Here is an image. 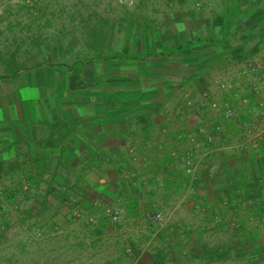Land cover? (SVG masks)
Returning a JSON list of instances; mask_svg holds the SVG:
<instances>
[{
  "label": "crops",
  "instance_id": "0c3cea01",
  "mask_svg": "<svg viewBox=\"0 0 264 264\" xmlns=\"http://www.w3.org/2000/svg\"><path fill=\"white\" fill-rule=\"evenodd\" d=\"M201 1L204 7L197 10L195 0H175L174 6L168 0H153L142 18L162 21L172 12L179 18L182 40L166 52L164 31L160 33L163 41L154 46L129 48L132 53L152 55L134 62L152 63L162 57L168 61L177 54L179 68L220 69L222 73L264 49V0ZM222 16L224 25H219ZM178 46L183 49L170 56ZM112 53L120 54L119 48ZM16 56L20 54L0 61V65L5 63L2 70L6 68L0 75V179L15 175L21 182L32 183L33 213L42 217L44 229L64 233L68 249H86L95 239L84 240L89 233L77 222V215L93 217L121 200L134 215H168L166 226L161 227V245L171 253L163 254L159 263L167 259L165 264H264V226L251 227L248 215L252 210L244 208L264 171V147L242 157L219 152L215 163L220 175L195 184L180 160L189 149L186 134L196 123L179 114V105L176 111L122 112L118 95L79 93L89 85L82 73L91 64L114 65L126 59L72 65L55 61L56 66L40 68L35 67L38 58L32 57L28 61L31 70L24 72L20 71L24 62ZM12 60L16 66H9ZM77 64L83 67L74 74ZM131 79L135 81V77L124 81L119 73L100 78L102 84L106 80L118 86ZM72 81L80 88L71 90ZM193 88L189 92L196 98ZM213 122L206 120L209 125ZM204 145L202 151H208ZM27 195L21 193L22 198ZM226 200L229 206H224ZM234 219H240L243 228L231 233L228 226ZM79 231L85 233L81 239L76 237ZM52 235H47L42 246L50 249L57 244ZM175 247L185 257H175ZM54 257L47 259L40 253L34 261L50 264Z\"/></svg>",
  "mask_w": 264,
  "mask_h": 264
},
{
  "label": "rangeland",
  "instance_id": "374dc122",
  "mask_svg": "<svg viewBox=\"0 0 264 264\" xmlns=\"http://www.w3.org/2000/svg\"><path fill=\"white\" fill-rule=\"evenodd\" d=\"M133 1L134 5L121 4L119 0H0V61L2 57L19 53L20 57H16L24 62L20 71L27 72L32 68L28 63L32 57L38 58L35 67L47 68L56 66L55 61L64 65L76 61L106 62L116 48L120 54L137 56L139 54L129 52L130 47L154 46L163 41L160 33L164 31L168 35L166 52L181 42L182 29L177 27L180 21L172 12L166 13L167 18L162 21L149 22L142 17L153 0ZM168 1L174 6L175 0ZM170 5L168 7L172 8ZM100 34L103 39H97ZM222 45L216 44V47ZM162 58L152 63L120 60L114 65L91 64L82 73L89 85L79 93L118 95L122 112L176 111L183 92L190 94L189 90L195 86L198 94L208 80L234 74L231 65L222 73L220 69L185 70L177 65V54L168 61ZM11 62L9 66L17 65ZM4 66L5 63L0 65V75L6 71V68L2 70ZM113 73L115 76L119 73L124 81L132 77L135 81L131 79L129 84L122 82L120 86L109 85L106 80L101 83V77L108 78ZM237 103L241 105L240 101ZM200 109L203 115L205 113V123L220 120L209 106ZM31 189L32 183L21 182L15 175L0 179V264H42L34 261L40 253L47 259L56 256L50 264H162L159 263L162 255L171 253H166L161 245L164 233L161 226H158L160 233L157 230L159 234L152 238L145 214L134 215L128 212L126 205L127 215L118 225L111 224L102 210L93 217L77 215V222L85 225V233H89L84 240L90 237L91 241L95 240L86 241L90 245L86 249H68L63 242L64 233L57 235V231L44 229L46 224L42 217L34 216ZM22 192H29V197L22 198ZM90 218L94 219L93 223L89 222ZM85 233L79 231L76 237L81 239ZM52 234L57 244L50 249L42 246L47 235L52 237ZM173 254L185 257L177 247ZM162 261L165 264L167 259ZM47 262L44 264H49Z\"/></svg>",
  "mask_w": 264,
  "mask_h": 264
},
{
  "label": "built area",
  "instance_id": "2783aa9c",
  "mask_svg": "<svg viewBox=\"0 0 264 264\" xmlns=\"http://www.w3.org/2000/svg\"><path fill=\"white\" fill-rule=\"evenodd\" d=\"M121 4L134 5L133 0H119ZM20 3V1H19ZM204 3L195 0V8L202 10ZM2 9L0 8V15ZM234 74L228 73L225 77L212 78L206 82L204 89L199 91L196 98L183 92L179 101V114L186 119H192L196 123L186 134L189 149L181 155V163L189 180L198 183L206 179H214L221 173L216 165L218 153L230 151V153L247 156L250 151H259L264 147V49L251 56L244 63L231 65ZM237 101L241 102L238 105ZM209 106L218 119L224 121L206 124L200 107ZM229 125L235 126L230 128ZM181 132V137L183 138ZM209 146L208 151L202 148ZM255 193L249 195L244 203L248 212V223L253 228L264 226V171L254 185ZM193 186L191 191H196ZM224 206H229L226 200ZM104 217L113 225L120 224L127 215L125 204L118 200L115 206L102 208ZM168 215L164 212H147L145 220L149 223V229L153 237L158 234L155 227H165ZM94 222L93 218L89 219ZM243 224L240 219H234L229 223L231 233L240 231Z\"/></svg>",
  "mask_w": 264,
  "mask_h": 264
},
{
  "label": "trees",
  "instance_id": "16d2710c",
  "mask_svg": "<svg viewBox=\"0 0 264 264\" xmlns=\"http://www.w3.org/2000/svg\"><path fill=\"white\" fill-rule=\"evenodd\" d=\"M221 18V21H220V24L219 25H224V22H223V16L220 17ZM183 49L182 46H178L176 49H174L171 53H170V56H173L175 54V51L176 50H181ZM152 56L151 54H146V55H139V56H127V55H123V54H112L108 59L110 60H113V59H126V60H131V61H141V60H145L146 58ZM239 60V59H238ZM83 67L82 64H77L75 66H73L72 68V71L74 72V74H77V70L78 69H81ZM80 88L79 85L76 84V82L72 81L71 85H70V89L71 90H76Z\"/></svg>",
  "mask_w": 264,
  "mask_h": 264
}]
</instances>
